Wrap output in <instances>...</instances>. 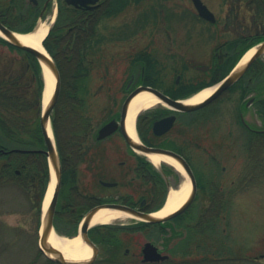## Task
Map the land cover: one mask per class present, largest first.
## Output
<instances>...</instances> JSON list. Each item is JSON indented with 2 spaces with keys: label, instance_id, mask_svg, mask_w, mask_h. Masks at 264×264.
<instances>
[{
  "label": "rangeland",
  "instance_id": "obj_1",
  "mask_svg": "<svg viewBox=\"0 0 264 264\" xmlns=\"http://www.w3.org/2000/svg\"><path fill=\"white\" fill-rule=\"evenodd\" d=\"M202 1L216 15L215 23L200 18L192 0H140L126 6L120 14L98 23L95 35L99 40L107 35L111 37L117 35L113 31L120 28L121 35L136 36L135 41L142 45L154 37L159 65L166 66L172 79H175L176 72L183 70L182 79L188 84L187 89H192L196 86L191 83L193 79L204 80L212 76L211 72L198 70L196 66L213 68L217 56L223 60L234 54L231 52L241 53V48L247 43H240V40L232 51V48L225 47L227 41L264 33V26L255 18L253 0ZM0 4H12L13 7V0H0ZM47 15L49 17L50 13ZM43 20L46 21L47 17ZM16 24L18 28L25 25ZM126 51L122 49V53ZM87 57L93 63L86 82L90 92L88 111L97 125L107 117L106 106L111 108L112 100L120 97L119 86L128 75L125 73L127 60H117V66L111 63L108 66L111 73L104 76L102 68L107 65L106 61L98 58V53L88 54ZM262 58L264 60V55ZM29 61L24 52L8 44H0V83L10 80L18 84L22 101L29 104L21 112L20 119L32 124L39 123L47 79L46 85L44 81V87L40 89L39 78L30 68ZM218 70L219 74L225 71ZM255 95V92H246L242 97L239 90H232L204 109L200 129L203 186H197L189 213L172 224L177 227L179 235L166 240L164 237L172 235L173 226H166L162 231L159 226L141 224L137 218L102 224L103 227H122L118 233L120 243L113 247L100 245V254L92 264H144L141 262V248L147 241H154L163 247L170 259L145 264H264V139L257 143L253 141L250 148L251 130L241 121L243 116L251 127L264 129V119L253 100ZM2 162L3 158L0 165ZM35 167H32L34 178L23 182V187L10 182L0 186V264H57L48 263V257L39 249L38 236L39 212L51 183V173L49 171L46 176L41 163L40 168ZM79 168L76 176L84 184L83 165L80 164ZM179 174L180 179L171 187L176 188L187 179L181 172ZM62 186L63 183L57 211L68 215L70 209H67ZM80 188L83 191V187ZM168 193L169 190L157 206L165 202ZM221 204L224 205L222 210ZM62 214L59 213L58 220L55 218V231L68 237L78 233L79 225L74 227L72 223H66L68 218H63ZM199 218L206 221L213 219L214 230L210 229L203 235L194 231L195 221ZM92 236H95V231H92ZM127 249L129 253H126Z\"/></svg>",
  "mask_w": 264,
  "mask_h": 264
},
{
  "label": "flooded vegetation",
  "instance_id": "obj_2",
  "mask_svg": "<svg viewBox=\"0 0 264 264\" xmlns=\"http://www.w3.org/2000/svg\"><path fill=\"white\" fill-rule=\"evenodd\" d=\"M106 1L97 0L93 4L80 6L71 4L67 0H56L57 16L72 11L76 13L77 18L72 24L66 25L63 33H60L58 26L54 24V35L60 34L62 39L67 38L68 34L72 35L76 31L75 28L81 24L85 26L83 74L91 75L93 63L87 57L91 53H98V58L106 61L107 65L102 68L104 76L111 73L108 69L111 63L117 66L119 63L117 60L121 58L127 60L125 71L128 74L127 78L119 86L120 97L112 100L111 108L110 105L106 106V110L108 109L106 119L97 125L91 121L82 148H72L66 159L61 157L63 171L67 170L68 178L64 195L67 199V209L70 210L68 215L65 213L63 215L61 210L57 211V214L60 213L63 218L73 221L80 220L92 208L102 204H120L137 211H153L157 207V202L164 197V193L180 179V171L173 165L167 162L153 163L147 153L135 148L132 142L148 148L171 151L181 156L190 166L196 185L203 186L200 173L202 151L200 129L203 125V111L232 91L229 88L204 108L188 112L159 101L139 112L134 125L136 138H132L126 129L128 109L124 116L123 109L133 92L141 87H150L172 99H180L185 98L187 95L184 94L185 91L191 89H187L188 84L182 79L183 70L176 72L175 79H172L166 66L159 65V57L154 50L157 46L153 45L154 37L149 38L145 45H142L135 41L136 36L121 35L120 28L113 31L117 35L111 37L107 35L100 40L96 37L98 23L123 12L107 15ZM31 2L38 16L42 13L53 15V0H31ZM15 9L14 4L13 7L12 4L7 6L0 4V22L10 27L8 21L15 13ZM136 44L137 48H134ZM70 45L72 46L70 49L73 50L75 43L72 41ZM122 49L127 51L122 53ZM56 53L60 51L57 50ZM206 71L212 73L209 79L196 78L191 83L196 86L216 83L219 70L208 68ZM167 118L172 122L168 129L163 128V125L156 128L157 122ZM241 121L246 125L242 116ZM111 122L115 124L114 130L111 128L100 137V129ZM3 138L4 143L0 144V160L2 161L3 158L0 169L11 168L14 178L24 177L29 165L36 164L44 155L40 151L44 148L43 144L33 143V140L30 144H24L16 131L10 130ZM80 164L84 168V184L80 183L76 176ZM80 186L83 187V191ZM89 235L91 236V233ZM129 252L130 250L127 249L126 253Z\"/></svg>",
  "mask_w": 264,
  "mask_h": 264
},
{
  "label": "trees",
  "instance_id": "obj_3",
  "mask_svg": "<svg viewBox=\"0 0 264 264\" xmlns=\"http://www.w3.org/2000/svg\"><path fill=\"white\" fill-rule=\"evenodd\" d=\"M139 2L140 0H107L105 2V13L107 15L116 14L123 11L129 4ZM253 2L255 3V18L260 24L264 26V0H253ZM13 4L15 5L16 9L15 13H13L12 17H10L8 21L10 27L21 31L31 30L38 19V13L34 8L33 3L29 0H13ZM76 18V13L72 11L65 14L60 13L56 23L58 29L60 30V33H63L66 25L69 23L72 24ZM16 22H20V24L24 23L25 25L23 27L19 26L18 28ZM81 22L82 21H80V23ZM75 29L76 31H74L72 35L68 34L67 38L63 39L61 38L62 36L60 34L54 35L55 31L54 29H52L49 36L45 40V45L54 56L61 74L59 97L52 113V126L56 143L60 155L63 159H66V157L70 154L72 148H82L85 135L87 133L88 127L91 125L90 122L92 121V115L88 111V98L90 92L86 83L89 79V76L83 74V70L85 69V67L83 66V63L85 61L83 58V38L85 37V26L81 24ZM241 38L235 41L230 40L225 43V47H227L228 49L232 48L233 51V49H236L235 47L242 43V41H245V43L247 42L246 45L241 48V53L236 51L231 52L232 54L234 53L232 55L233 57L228 56L223 60L218 56L216 57V64H214L213 68L225 70L223 73L219 74L218 79H221L225 74L228 73V71H230V69L234 67L245 50H247L252 44L263 39L264 33L259 34L255 37ZM72 41L73 43H75V45L73 46V50L70 49V47H72L70 45V42ZM1 43L8 44L13 49H18L19 51L24 52L26 56H28V58L30 59V68L36 72L35 74L40 81V89H42L44 87V78L41 65L36 59L35 55L27 50L20 49L9 44L0 36V44ZM57 50H59L60 53L57 54ZM244 81H246V84L248 86L244 83ZM6 82L0 83V144L4 143L3 136H5L10 130H12L16 131V133L20 135V140L24 144H30V141L33 140V143L41 145L43 143V140L39 123L32 122V124H29L27 121L25 122L20 119L21 112L24 111L25 108H28L29 104L22 101L21 95L18 92L20 90L18 84L12 83L10 82V80L7 83ZM206 85L208 84H200L198 86H195L191 90H186V93L190 94ZM231 89L233 91L239 90L242 97L246 92H255L256 95L254 96L253 100L255 101V105L257 106L259 114L264 119V60L262 57L258 58L252 64L244 77L235 85H233ZM250 135V148L253 141L257 143L259 140L264 139V134H260L252 130ZM15 136L18 137V135L16 134ZM40 163L41 168L43 167L44 174L48 176L49 170L44 155L38 159L36 167L39 166L40 168ZM29 166L30 167H28L25 176L22 178H14V172L11 170V168L0 169V186H4L6 185V182H10L16 186L23 187V182L27 183L28 180L34 178L32 167H35V164ZM67 178V170H64L62 178L64 192L66 190ZM223 206L224 205L221 204L220 210H222ZM158 207H160V205H158L156 208ZM191 208L192 207H190L185 213L175 217L174 221L183 219L186 214L189 213ZM58 215H56V220L60 218V216L58 217ZM40 217L41 212H39L38 219H40ZM204 221H206V219L202 220L201 218L195 221L194 229L196 230L194 231H200L201 235L207 234L210 229L212 231L214 230L213 225L215 222L213 221V219H208L203 224ZM66 223H72V225L76 227L79 223V220L73 221L71 219H68ZM141 224L148 225L146 223ZM172 224V222H165L161 224H154V226H159L162 231H165V227L170 226L172 228ZM100 228L101 227H96L92 229V231H95V236H93V239L96 242H98L100 245L110 247L117 246L118 243H120L118 233L119 231H121L122 227L102 226V228L105 229L104 231L100 230ZM176 228V226H173L172 235L164 238L167 240L173 235H179V231ZM66 233L71 234V232L68 231ZM48 263L53 262L48 259Z\"/></svg>",
  "mask_w": 264,
  "mask_h": 264
},
{
  "label": "water",
  "instance_id": "obj_4",
  "mask_svg": "<svg viewBox=\"0 0 264 264\" xmlns=\"http://www.w3.org/2000/svg\"><path fill=\"white\" fill-rule=\"evenodd\" d=\"M97 0H67V2L74 4V5H80V6H86L87 4L95 3ZM193 4L198 12V14L203 17L204 19L210 20L214 22L216 20V17L214 13L208 8V6L202 1V0H192ZM88 8H92L89 7ZM43 14H41L42 17ZM16 33L14 30L10 29L6 25L2 24L0 22V35L9 43L12 45L22 48L24 50H27L31 53H33L36 58L41 63V66L43 68V73L45 76V69L44 66L48 68L50 71L52 77L54 78L55 82V88L54 92L51 95L48 103L44 106L42 115L40 118V124H41V130L43 133L44 141H45V149H41L40 151L45 153L47 156L48 166L51 173L52 178V171L55 174L56 177V184L54 187L53 195L51 197V200L47 206L46 209L43 210L42 216H41V222H40V229H39V249L53 262L57 264H92L98 254H99V248L94 243V241L89 237L88 231L90 227L92 226L91 220L93 216L101 209L107 208V209H116L124 211L135 218H138L139 220L147 223H162L165 221H168L175 216L183 213L192 203L194 200L195 194H196V180L192 173V170L190 166L187 164V162L179 155H177L174 152L162 150V149H155V148H148L143 146L139 143H133V146L145 153H159L168 155L172 158H174L176 161L180 163L182 168L185 171V174L187 175L188 179L191 182V192L189 194V197L186 199V201L177 209L176 211L164 216L159 217L154 215V212H143V211H137L134 209H130L128 206L120 205V204H102L99 206H96L92 208L83 218L81 222V228H80V235L83 239V241L92 248V256L84 261H74L67 259L58 249H56L50 242H49V236L51 232L54 230V217L56 212V206L59 196V191L62 183V167H61V160L59 151L55 142V138H51L48 134V124L51 126V114L52 111L57 103L59 92H60V71L57 66V63L54 59V57L47 51V53H44L32 46L23 44L16 36ZM255 48V52L253 55L246 61L244 64L239 65L241 59L243 56L249 51L251 48ZM251 48H249L245 54L240 58L238 63L234 66V68L218 83L214 84L212 87H214L212 93L203 101H200L198 103H189L188 99H172L161 92L157 91L156 89L150 88V87H141L137 89L135 92H133L127 99L124 109H123V116L126 114V111L128 109V105L131 102V100L140 92L142 91H149L152 94H154L156 97H158L161 101L169 104L170 106L179 109L181 111H194L197 109H200L207 104H209L211 101L215 100L218 96H220L225 90L230 88L232 85H234L238 80H240L249 70V68L252 66V64L261 56L264 55V38L256 42ZM200 69H207L206 66H198ZM46 79V76H45ZM168 126L171 125V119L164 121ZM113 126H115L114 122L108 123L104 125L100 129V137H102L106 132H109L112 128L114 130ZM52 130V126H51ZM261 132H264V129L259 130ZM52 181V179H51ZM142 261L147 262H155V261H163L169 258L168 254H164L163 250L156 245L154 241H147L142 249Z\"/></svg>",
  "mask_w": 264,
  "mask_h": 264
},
{
  "label": "bare ground",
  "instance_id": "obj_5",
  "mask_svg": "<svg viewBox=\"0 0 264 264\" xmlns=\"http://www.w3.org/2000/svg\"><path fill=\"white\" fill-rule=\"evenodd\" d=\"M51 23L52 21H48V20L40 21L36 29L28 33L17 32L16 36L23 44L32 46L44 53H47L42 43L49 33ZM254 52H255L254 47L251 48L249 51H247V53L241 59L239 65H242L246 61H248V59L253 55ZM44 69H45V76L47 79V85L43 94V105L45 106L50 99L54 78L52 77L47 67L44 66ZM51 77L53 79V82L51 81ZM213 89L214 87L212 86L201 89L200 91L189 97L188 102L198 103L200 101H203L212 93ZM159 101L160 100L158 99V97H156L154 94H152L149 91H142L138 93L131 100L126 118V129L128 134L132 138L134 139L136 138L134 125H135L136 117L139 114V112L143 109L151 107L152 105L158 103ZM47 129L50 137L54 139L50 124H48ZM147 156L155 164H159L160 162L165 161L176 167L180 172L184 173L182 166L174 158L168 155L159 154V153H149L147 154ZM55 184H56V177L54 172L52 171V181L45 195L44 204H43L44 209L47 208L51 200ZM191 187L192 186L190 180L186 179L182 181L178 187L171 189V191L167 195L164 205L162 206L161 209L154 212V215L159 217H164L179 209V207H181V205H183V203L189 197V194L191 192ZM129 218H133V216L124 211L104 208L99 210L93 216L90 224L91 225L110 224L117 220H126ZM49 242L69 260L84 261L89 259L93 253L92 248L89 247L83 241L80 234L72 237H68L64 235H59L58 233H56L55 230H53L49 236Z\"/></svg>",
  "mask_w": 264,
  "mask_h": 264
}]
</instances>
